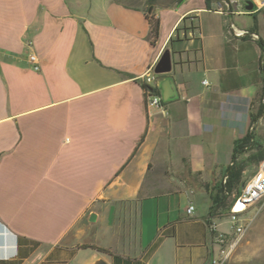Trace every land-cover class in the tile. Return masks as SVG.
Here are the masks:
<instances>
[{"label": "crops", "instance_id": "obj_1", "mask_svg": "<svg viewBox=\"0 0 264 264\" xmlns=\"http://www.w3.org/2000/svg\"><path fill=\"white\" fill-rule=\"evenodd\" d=\"M260 1L0 0V264L220 258L205 184L264 97ZM166 49L179 97L150 106Z\"/></svg>", "mask_w": 264, "mask_h": 264}, {"label": "trees", "instance_id": "obj_2", "mask_svg": "<svg viewBox=\"0 0 264 264\" xmlns=\"http://www.w3.org/2000/svg\"><path fill=\"white\" fill-rule=\"evenodd\" d=\"M186 0H176L177 4H182ZM209 4L212 1L222 0H206ZM152 26V38L154 41L159 37L160 24L158 20L150 19ZM262 46V42L260 41ZM262 80L264 83V67L261 68ZM144 88L146 86L144 85ZM158 92V91H157ZM264 96V94H263ZM264 117V97L259 101L257 107L251 113V126L248 132L235 140L233 153L230 164L223 170L221 178L214 184L206 183L205 188L210 194V220L221 217L224 213H228L231 206L237 199L242 186L245 183L244 176L246 170L251 167H259L264 160V139L260 137L256 130V125ZM213 221H210V225ZM107 253L105 249H98ZM118 257H115V261Z\"/></svg>", "mask_w": 264, "mask_h": 264}, {"label": "built area", "instance_id": "obj_3", "mask_svg": "<svg viewBox=\"0 0 264 264\" xmlns=\"http://www.w3.org/2000/svg\"><path fill=\"white\" fill-rule=\"evenodd\" d=\"M218 10L224 12L225 4H228V0L218 1ZM259 10L264 8V0L258 3ZM229 7V5H228ZM236 33L242 37L250 36L254 40H258V36L249 31H236ZM30 61L35 65V69H38V59L36 55H30ZM155 67V66H154ZM154 67L142 77V81L146 86L145 93L147 103L150 106H161L163 100L157 92L156 82L157 75L154 73ZM205 85H209L207 80L204 81ZM264 206V160L260 163L257 171L245 181L242 186L236 201L231 206L229 211V217L232 224V234L227 236L219 233L216 235V241L221 246L220 258L214 261V264H222L231 254L234 247L239 240L245 234L247 228L254 220L257 213ZM195 211V206L191 204L187 208V213L192 214ZM255 211L254 216H249V213ZM212 232L215 231L216 226L214 223L210 225Z\"/></svg>", "mask_w": 264, "mask_h": 264}, {"label": "rangeland", "instance_id": "obj_4", "mask_svg": "<svg viewBox=\"0 0 264 264\" xmlns=\"http://www.w3.org/2000/svg\"><path fill=\"white\" fill-rule=\"evenodd\" d=\"M241 21L251 20L253 17L248 15L238 16ZM261 17H264L263 14ZM264 21V20H263ZM264 26V22L262 23ZM262 36L264 37V27H262ZM257 134L264 139V117L256 125ZM233 153V151H232ZM258 167L251 166L246 170L244 180L247 181L256 171ZM227 215L219 218L218 222L223 223L220 231L232 233V224ZM255 211L249 213V216H254ZM222 264H264V206L257 213L254 220L247 228L243 237L232 250L229 257Z\"/></svg>", "mask_w": 264, "mask_h": 264}, {"label": "water", "instance_id": "obj_5", "mask_svg": "<svg viewBox=\"0 0 264 264\" xmlns=\"http://www.w3.org/2000/svg\"><path fill=\"white\" fill-rule=\"evenodd\" d=\"M150 8L149 13L152 12ZM173 70L172 53L170 49H166L161 55L159 61L154 67V73L158 76L157 87L163 102H170L179 97L176 84L171 75H168ZM95 218V215L92 217ZM92 264H109L105 259L100 258Z\"/></svg>", "mask_w": 264, "mask_h": 264}]
</instances>
